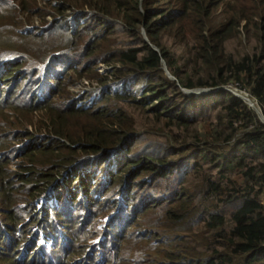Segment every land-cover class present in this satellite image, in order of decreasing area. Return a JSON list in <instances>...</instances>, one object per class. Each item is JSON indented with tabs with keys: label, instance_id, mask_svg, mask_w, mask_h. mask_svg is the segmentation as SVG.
Returning <instances> with one entry per match:
<instances>
[{
	"label": "trees",
	"instance_id": "16d2710c",
	"mask_svg": "<svg viewBox=\"0 0 264 264\" xmlns=\"http://www.w3.org/2000/svg\"><path fill=\"white\" fill-rule=\"evenodd\" d=\"M0 3L16 6L0 14V61L12 58L3 67L25 60L47 92L43 103L0 94V264H30L12 228L22 223L23 232L34 222L35 200L47 193L66 192L62 200L104 213L109 203L89 197L97 181L117 201L130 196L124 210L135 213L109 240L108 264H264V122L231 93L182 91L234 81L264 114V0H58L51 4L58 15L70 6L95 11L69 32L85 37L72 47L46 43L51 33H68L59 19L33 33L23 28L16 10H41L35 0ZM87 19L94 23L82 25ZM163 34L181 42L164 44ZM240 34L251 40L228 52L226 43ZM23 42L37 48V60L25 59L31 53ZM98 61L119 64L114 77L141 84L143 97L102 93L76 104L66 88L73 74L110 77L97 73ZM135 111L144 112L142 121Z\"/></svg>",
	"mask_w": 264,
	"mask_h": 264
},
{
	"label": "clouds",
	"instance_id": "9594fccd",
	"mask_svg": "<svg viewBox=\"0 0 264 264\" xmlns=\"http://www.w3.org/2000/svg\"><path fill=\"white\" fill-rule=\"evenodd\" d=\"M40 1L46 5L48 0H38L36 2L37 5L42 8L39 4ZM57 3L58 0H50V7L46 6L49 9L46 14L50 18L45 20L44 16L41 22L45 23H40L39 29L52 24L55 22V19H59L56 24L64 25L70 29V32H73L77 22L81 24V22L86 19V16L95 14V11L92 10L90 6H85V8L70 6L71 9H68L64 15H58L55 8L51 6V4L55 6ZM12 6L16 8L15 5L6 6L0 3V14L5 15V18L12 13ZM219 11L220 9H218L217 13ZM220 18L221 17L217 16L216 21ZM87 23L92 24L94 21L92 19H87L82 25ZM23 28L27 31V29L32 28V24L26 23ZM143 35H145L144 39L148 40L145 32ZM152 47L158 50L154 45H152ZM11 60L12 58L5 57L0 61V94L5 93L6 99L9 100L10 98L16 99V96L13 94L17 92L26 101H31L33 103L46 102L43 94L47 95V92L45 91L44 85L41 84V74L36 76L38 69L35 66L31 68L28 63H15L10 67L7 66L4 68L3 64ZM98 63L103 62L98 61L95 65L97 73L100 68ZM103 64L105 68L100 71L101 73L99 75L105 77L110 76L106 78L105 82H100L95 79L97 86L89 88L80 87L79 90L75 91H71L69 88L70 84L69 82L67 83L66 88L76 97V104L87 106L98 101L102 93H107L112 96L128 91L137 99L143 97L141 84L130 86L127 78L123 76L114 77V72L110 70V68L120 67L119 64ZM18 65L21 66L18 67ZM23 67H25L26 71L20 70V68ZM162 69L170 79L175 80V77L168 71L164 61H162ZM9 78L11 79V83L10 86L7 87V80ZM13 79L18 80L19 83L16 84L12 82ZM78 79L82 83L86 79L92 80L86 76L78 77ZM19 85H21V87H19ZM230 85H234L236 89L239 88L247 98L232 90L229 87ZM4 87H6L5 90L3 89ZM182 91L187 95L197 96L219 91L231 93L253 108L258 117L264 122V114L257 100L234 81L216 86L196 87L191 89L182 88ZM5 109L10 110V108ZM37 110L41 112L40 109H35L34 111ZM34 111L31 121L32 124L37 126L38 124L33 119L35 117H41V113L35 116ZM28 128L31 129V127ZM42 133L45 134L44 132ZM62 193L63 196L61 197L54 195L49 196L47 193L48 196L38 198L39 202H37L36 199L34 211L29 218L38 215L37 219L34 222H25L23 232L21 231L22 223H15L12 228L13 232L18 237V245H20L21 251L30 259L28 262L30 264H98L100 259L103 258V264H108L110 262V253L114 250V247L109 244V240L119 237L125 225L135 218V213L130 207L129 210H124L125 201L130 196L127 197L123 194L121 200L117 201L114 198L118 195L114 196L111 192L107 193L105 185L97 181L95 186L91 188L89 197L96 198L100 202L109 203V206L105 209L104 213H87L83 210L78 200L75 204L67 200H62L64 195H67L66 192ZM23 202L18 206L22 205ZM138 206H140V203L137 204V207ZM78 208L79 210L77 211L76 209ZM75 218H77L76 223L72 222ZM69 222H72L70 231L65 229L66 226L69 225ZM109 229H111L110 233L108 232ZM143 235H145V233H143ZM54 236H56V238ZM147 240L152 241L153 238H148Z\"/></svg>",
	"mask_w": 264,
	"mask_h": 264
},
{
	"label": "rangeland",
	"instance_id": "374dc122",
	"mask_svg": "<svg viewBox=\"0 0 264 264\" xmlns=\"http://www.w3.org/2000/svg\"><path fill=\"white\" fill-rule=\"evenodd\" d=\"M26 1L32 2V0H26ZM37 1L38 0H35V2H37ZM39 4H40V6H42V9L39 10V11H36L35 9H33L31 7L23 9L24 11H21V10H18V9L16 10V12H18L20 14V18L22 20V26H24L26 23L32 24V28L27 29L28 33H33V32H36V31L39 30V24L43 23V22H41L43 16H45V20H48L50 18L46 14V13H48V10H49L48 7H46V5H44L41 1H40ZM218 17H221V14L219 12H218ZM25 21H27V22H25ZM67 32H68V33H66L67 35L66 34H61V33H56V32L55 33H51L49 35V39L46 41V43H48V46L61 45V46H65V47H68V46L71 47V46H74V44L76 43L77 40H85V37H77V38H74V39H70L68 37L70 29H67ZM139 32L144 38L145 35H143V34L145 32V29H144V27L142 25L139 26ZM190 32L195 34V30L194 29H191ZM36 35L39 36V34H36ZM163 37H164V39H163L162 43L167 44V45H170L171 41H174L176 44L181 42V39L179 37H174L172 34H167V35L163 34ZM111 38L112 37H109V39H111ZM184 40H190V38L186 37V38H184ZM238 40H242V43H245L248 40H251V37H248V36H246L244 34H240L239 37L230 38L228 40V42L226 43V49H227L228 52L232 53V52H238L240 50L239 48H237L238 46H240V45H238ZM18 45L25 47L26 51L27 50L30 51L31 54H27L25 59L37 60L36 58H37L38 53H35L37 48L35 46H32V44L30 42H23V43H20ZM254 47H255V44L253 42H251L250 49H252ZM176 48H177L178 54L182 55L183 47L177 45ZM43 51L44 50H41V47H40V52L42 53ZM24 61L25 60H22L20 62V64H23ZM98 66H100L99 72H98V74H100L101 73L100 71H102V69L105 68V65L103 63H98ZM119 68H121V67H112V68H110V70H112L114 73H117ZM20 70L26 71L25 67L20 68ZM67 73H69V71H66L65 74H67ZM7 82H8V85H6V86L8 87V86H10L11 79L9 78L7 80ZM12 82H15L16 84L19 83V81L16 80V79H13ZM69 84H70L69 88H70L71 91L79 90L80 87L89 88V87H92V86H97V82H96L95 79H92L91 81L89 79H86L82 83L78 79V76L75 75V74H73V76L70 78ZM19 87H21V85H19ZM229 87L232 90L238 92V94H242V96L246 97L244 95V93L239 88L236 89L234 85H230ZM3 89L5 90L6 87H4ZM4 112L5 113H10L11 110L5 109ZM135 113L136 114H133L134 120L135 121H142L143 117L145 116L144 112L142 113V112L135 111ZM39 114H40L39 110L34 111V115L35 116H38ZM153 115L154 114H150L149 118L152 119ZM76 210L78 211L79 208L76 209ZM76 220H77V218H75L72 222L76 223ZM72 222H69V225H67L66 228H65L66 230L70 231V227H71ZM108 232L110 233L111 229H109ZM54 237L56 238V236H54ZM2 247H3V245H1V248ZM123 251L125 252V248L124 247H123Z\"/></svg>",
	"mask_w": 264,
	"mask_h": 264
}]
</instances>
